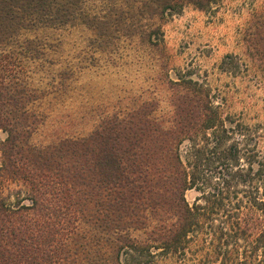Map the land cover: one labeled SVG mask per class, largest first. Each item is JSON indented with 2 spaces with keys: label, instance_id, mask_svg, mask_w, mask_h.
<instances>
[{
  "label": "trees",
  "instance_id": "1",
  "mask_svg": "<svg viewBox=\"0 0 264 264\" xmlns=\"http://www.w3.org/2000/svg\"><path fill=\"white\" fill-rule=\"evenodd\" d=\"M87 2L0 0V264H264V124L223 113L202 83L167 81L168 119L143 104L86 136L30 143L43 117L36 104L56 98L64 81L52 77L41 93L6 69L38 53L28 33L78 22L111 41L122 16L129 38L155 47V19L219 0H101V12ZM242 42L264 88V13ZM7 183L16 189L4 195Z\"/></svg>",
  "mask_w": 264,
  "mask_h": 264
},
{
  "label": "rangeland",
  "instance_id": "2",
  "mask_svg": "<svg viewBox=\"0 0 264 264\" xmlns=\"http://www.w3.org/2000/svg\"><path fill=\"white\" fill-rule=\"evenodd\" d=\"M93 7L101 12V0H89L86 8ZM263 13L264 0H219L204 12L185 5L178 14L154 20L163 34V43L155 47L141 37L129 38L133 29L122 16L115 17L118 22L111 41L105 35L94 38L78 22L28 33L27 37L36 41L38 53L6 61V69H14L23 80L29 77L28 87L41 93L47 92L52 77L64 81L56 98L46 97L36 104L43 117L30 143L43 147L64 135L86 136L103 119L143 104H148L152 117L168 119L167 81L178 77L205 85L223 113L235 114L250 127L264 124V88L246 68L249 62L242 42L248 21ZM22 48L16 47L18 51ZM226 56L233 57V64L230 59L223 69ZM4 138L0 132V141ZM13 189L15 184H4V195ZM195 195L188 191L186 199L192 202Z\"/></svg>",
  "mask_w": 264,
  "mask_h": 264
}]
</instances>
